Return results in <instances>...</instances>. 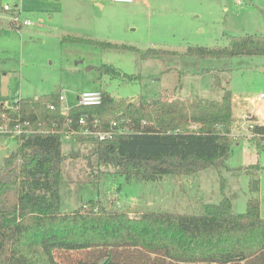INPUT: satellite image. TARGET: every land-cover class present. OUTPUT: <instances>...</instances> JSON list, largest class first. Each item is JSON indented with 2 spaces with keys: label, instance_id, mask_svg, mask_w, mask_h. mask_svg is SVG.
Masks as SVG:
<instances>
[{
  "label": "rangeland",
  "instance_id": "obj_1",
  "mask_svg": "<svg viewBox=\"0 0 264 264\" xmlns=\"http://www.w3.org/2000/svg\"><path fill=\"white\" fill-rule=\"evenodd\" d=\"M1 5L0 96L7 101L60 91L64 105L71 108L82 90L98 89L134 102L220 99L225 90L232 92L230 152L223 165L196 174L126 180L111 166L99 164L78 136L65 141L59 184L62 210L98 198L107 208H123L132 216L150 210L199 213L203 203H218L225 195L233 213L244 212L251 198L259 200L264 213V141L258 148L242 123L250 108L264 111V98H256L264 94V55H183L189 46L218 49L228 46L233 36H264V0H2ZM75 37L81 41L71 40ZM93 40L139 51L105 49ZM103 63L113 66L117 75L97 71ZM116 119L131 130L125 118ZM16 147L12 133L0 132V171ZM249 165L253 174L245 170ZM253 178L258 179L256 191L249 185ZM63 256L57 253L59 264H64ZM72 256L87 259L85 253Z\"/></svg>",
  "mask_w": 264,
  "mask_h": 264
},
{
  "label": "trees",
  "instance_id": "obj_2",
  "mask_svg": "<svg viewBox=\"0 0 264 264\" xmlns=\"http://www.w3.org/2000/svg\"><path fill=\"white\" fill-rule=\"evenodd\" d=\"M92 42L105 49L139 51L108 41ZM183 55H264V36H233L228 46L218 49L189 46ZM95 68L117 75L109 64ZM59 95L53 91L41 97L15 96L16 102L12 98L9 104L17 105V111L4 107L7 98L0 96V124L7 119L11 126L19 115L35 130L15 136L17 147L4 158L0 171V264H59L58 252L64 254V264H264V213L257 198L249 199L242 213L232 212L225 195L218 203H203L199 213L150 210L132 216L123 208H107L98 198L73 210L60 207L66 154L60 134L47 130L54 121L60 125L69 117L75 124L83 114L128 120L131 130L111 139L77 137L89 145L99 164L111 166L126 180L192 175L223 165L230 152L234 141L229 132L235 120L230 90L220 99L194 96L137 102L102 92L99 105L73 106L66 115L61 113ZM251 132L262 147L264 125L255 124ZM251 168H245L248 174H253ZM249 185L256 191L258 179ZM73 253H85L87 259Z\"/></svg>",
  "mask_w": 264,
  "mask_h": 264
},
{
  "label": "built area",
  "instance_id": "obj_3",
  "mask_svg": "<svg viewBox=\"0 0 264 264\" xmlns=\"http://www.w3.org/2000/svg\"><path fill=\"white\" fill-rule=\"evenodd\" d=\"M114 2H124V3H131L134 0H112ZM4 9H10L8 4L3 5ZM24 24H27L28 21H23ZM257 99L264 98L263 93H259L258 96H256ZM246 99V98H245ZM59 100L61 102V113L66 115L68 113V110L70 108H67L64 105V95L60 93ZM255 98H251L249 101L251 102V105L253 106ZM102 101V91L98 89L94 90H82L76 97V104L75 106H96L99 105ZM10 101H4L3 106L4 107H11L13 110L17 111L18 106H11L9 103ZM13 102H16V98L13 99ZM47 107L49 109H54L53 104H47ZM254 108H250L247 112H245L243 117V125L248 128V130L251 132L252 128L255 124H257L255 116ZM4 118L6 119V116L4 115ZM9 119H12L9 117ZM7 119L0 124V132L4 133H12L14 136L20 135L22 133H28L35 131L33 130V125L31 121L24 119L21 120L20 116L18 115L16 118L13 119L12 125L8 126ZM128 121V120H126ZM120 121L116 118L111 119H101L96 116H88L87 114H83L78 117L75 124L72 123L71 118H66L62 124L58 125L55 121L51 124V128L47 129L53 132H57L60 134L63 141H67L75 136H86V137H92L96 140H107L113 138L118 133H124L129 132L127 131V128L120 125ZM123 124V122H122ZM40 125V124H39ZM251 135L254 138V134L251 132Z\"/></svg>",
  "mask_w": 264,
  "mask_h": 264
},
{
  "label": "crops",
  "instance_id": "obj_4",
  "mask_svg": "<svg viewBox=\"0 0 264 264\" xmlns=\"http://www.w3.org/2000/svg\"><path fill=\"white\" fill-rule=\"evenodd\" d=\"M254 111L256 112L255 114L257 116V124L264 125V111L257 110V108H254Z\"/></svg>",
  "mask_w": 264,
  "mask_h": 264
}]
</instances>
